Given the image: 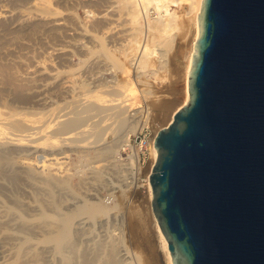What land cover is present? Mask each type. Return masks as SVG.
Returning <instances> with one entry per match:
<instances>
[{
	"label": "bare ground",
	"instance_id": "1",
	"mask_svg": "<svg viewBox=\"0 0 264 264\" xmlns=\"http://www.w3.org/2000/svg\"><path fill=\"white\" fill-rule=\"evenodd\" d=\"M10 1H12V3L10 2L12 8L10 7L11 9L8 12L11 16L12 27L21 31L27 29L28 32H31L39 25L44 31L41 35H44V33L47 35L46 41H48V37L51 39L52 35L57 41L52 43L49 39L52 43L50 45L47 42L51 51L49 50L45 55L46 63L43 62L42 66H37L31 72L35 78L42 76L41 82L34 84V86L31 85L30 88L29 85L27 88L24 85L23 88L20 84H17L18 82H16V85L13 82L15 75H11L12 73H8L7 70L4 72L0 68V74L4 76L6 83L14 84L13 88H16L17 91L15 97L17 102L28 103L30 106H50L36 111L23 112H12L0 108L1 176L5 174L3 171L5 167L11 166L16 161L27 163L21 164V168H18L20 171L27 168L28 172L37 174L45 165L55 161L56 158H60L58 156L61 153L59 151L61 147L78 150L81 152L80 156L86 159H84L85 161L88 160L86 158L87 150L92 148H95L98 157L105 158L107 155L113 157L117 152V138L120 141L127 140L131 134L143 126H148L153 130L150 158L148 164L142 167L141 170L148 178L157 158L154 138L161 127L154 125L152 112L149 111L148 106L143 108L136 97L139 93L143 94L146 99L159 97L151 90L150 82L142 78L146 75L160 80L161 78L158 77L160 71H167L171 59L176 58L183 66L182 75L179 79L182 83L181 103L172 111L168 123L172 120L174 113L188 102V74L194 43L198 37L197 19L202 0H55V2L54 0H39L40 4L35 3L34 0ZM6 3L4 4L6 5ZM25 5L27 6L24 7ZM78 7L85 9L90 14L92 13L93 22L90 25L83 23L84 21L81 22L76 11ZM151 12L155 14H151ZM90 14L87 15L90 16ZM36 33L34 32V34ZM70 54L79 57L77 69L85 65L88 67L82 74L85 77V82L77 83L79 84L78 88L81 89L78 93L73 92L74 89L72 88L74 86L72 85V93L69 90L71 94L68 93L62 101H59L60 93L64 88H61L63 75L66 73L72 75L75 72V69L69 64L71 63L72 66L75 64L74 66H76L74 62L77 61H74V64L69 62ZM53 56L57 58V62L60 64L56 68L51 67L50 64L51 60L54 59ZM67 63L69 64L67 65ZM60 66L68 67V70H63ZM132 70L137 73V80L135 81L131 78ZM105 72L111 75L110 79L102 77ZM77 73L79 75V72ZM17 75L18 73L16 77ZM74 75L72 76L76 77ZM73 77L70 79H73ZM27 78H25V83V79L22 77L25 84H27ZM35 78L32 79L36 80L37 78ZM17 79L16 81H18ZM73 80L70 81L74 83ZM64 81L66 82L65 79ZM136 81L140 82L143 88L139 89ZM24 83L22 82V84ZM75 87L77 86L75 85ZM169 104V102L163 103L162 108L170 107ZM73 105L77 108H73ZM71 106L73 109L68 110V107ZM65 108H68V111L61 113ZM95 117L105 120H117L116 126L114 125L115 127L110 130L115 135L114 139L107 140V145L99 148L100 145L97 144L99 139L91 138V140L89 137L101 133V128H98L97 125L90 126V124H86L87 121ZM49 128L53 129L49 131ZM45 156L47 159L44 158ZM106 162L108 161L106 160L103 163ZM106 165L108 164L106 163ZM11 171L10 174L7 173L9 171H6L9 182H17V172L14 171L15 173H13V170ZM3 172L4 174H2ZM64 174L65 172L62 170H51L50 178L58 181ZM147 187V198H145L149 201L151 207L153 194L150 181L147 182ZM90 198L85 199L82 204L78 205L73 213L60 217L61 219H57L55 216L41 210L37 216L31 218L17 213L16 220H13L9 216L15 212L14 207L5 208L0 212V264H36L40 260V253L50 249L51 244L55 251L61 254L64 247L71 244V228L75 217L85 215L82 219L86 220L79 223H86L89 220L101 217L107 218L117 211L115 210L119 205L117 201L113 205L107 206L103 204L99 197L92 196ZM18 208L20 207L18 206ZM114 217H119V214L115 213ZM153 219L167 264H173L168 242L155 215H153ZM57 220L60 221L59 224L56 223ZM16 224L21 227L17 228L20 232L32 229L43 233L44 230H47V234L33 240L28 235L14 231L12 225ZM121 232L122 229L119 227V233ZM102 244L103 242L100 245ZM116 245L117 242L112 241L107 252L106 261L103 260L105 262L102 261L103 263L100 264L115 262L116 254L122 251L123 253L119 255L122 260L132 258L131 256L136 258L135 263L128 261L125 264H144L137 252H133L124 245H122V251H119ZM103 247L101 246V248ZM73 251L71 252L74 253ZM81 255L83 256V254ZM44 257L46 260V256ZM88 257L85 255L83 260L81 257L82 262L80 264H90L94 261V258ZM43 259L41 257V261ZM63 261L68 264L70 259L63 256ZM116 262L115 264H117ZM145 264L154 263L145 261Z\"/></svg>",
	"mask_w": 264,
	"mask_h": 264
},
{
	"label": "water",
	"instance_id": "2",
	"mask_svg": "<svg viewBox=\"0 0 264 264\" xmlns=\"http://www.w3.org/2000/svg\"><path fill=\"white\" fill-rule=\"evenodd\" d=\"M197 20L151 208L173 264H264V0H202Z\"/></svg>",
	"mask_w": 264,
	"mask_h": 264
},
{
	"label": "rangeland",
	"instance_id": "3",
	"mask_svg": "<svg viewBox=\"0 0 264 264\" xmlns=\"http://www.w3.org/2000/svg\"><path fill=\"white\" fill-rule=\"evenodd\" d=\"M3 1L4 0L0 1V9L2 10H0V21L3 19V22H0V68L1 70L3 69L4 72L5 70H7L8 73H12L11 75H15L13 81L15 84L16 82H18L17 84H20L21 87L26 85L27 88L29 85L30 88L31 85L34 86V84L40 83V79L42 77L37 76V79L39 77V79L37 80L34 76H32L31 72L33 71V69L37 68V66H40L41 64L43 65V62H45L46 59L45 55H47V52L50 50L49 45L55 43L57 39L53 37L54 35H52L51 39L48 37V41H46L47 35L45 33L44 35H41L44 31L41 27H39V25L36 27L37 30L35 29L31 32L29 31L30 33L27 31V29L21 31L12 27L11 16H9L10 13L8 12V10L12 8V5L10 4V2L12 3V1ZM34 2L40 4L39 0H34ZM4 3H6V5ZM26 6L27 5H25L24 7ZM76 11L81 22L84 21L83 23H86L87 25H90V23L93 22L92 13L90 14V12H87L85 11V9H81L79 7ZM87 14H90V16H88ZM6 21L11 23L9 24ZM6 23L8 24V26ZM10 25L11 27H9ZM19 31H21L22 33ZM34 32H37L38 34H34ZM23 33H25L26 35H21ZM27 33L30 35H28ZM49 39L52 43H50ZM47 42L49 45L47 44ZM43 44H46V48ZM70 55L71 56H69V58L71 57L70 59H72V61H70L69 59V62H72V64L76 63V66H74V64L73 67L71 63H67V65L69 64L72 68L75 69V72L73 71L75 75L73 73L72 75L76 77H73L70 73H66L63 75V78L66 80V82L62 78L63 85L61 86V88L66 87L67 90L64 88V90L62 89L59 96V101H62L63 97L68 93H72V85L74 87L75 85L77 86L75 87L76 89L74 87L72 89H74V93H78L81 89L78 88L79 84L77 83H80L82 81L85 82V77L82 76V74L85 72V70H87L88 67H86L85 65L82 66V68L77 69L79 57L74 54ZM53 58V60H51V62H53H50V64L52 65L51 67L56 68L60 64L59 62H57V58H55V56H53ZM4 66L8 69H6ZM63 67L64 66H60L61 69L68 70V67ZM182 67V64L178 62V59H171V61L169 62L168 70H161L158 74V77H160L162 80H156L153 79L152 76L150 77L146 75H144L142 78L143 80L146 79L148 82H150L151 90L154 92V94L159 95V97L146 99L143 94L139 93L136 97V100L143 106V108L148 106L147 108H149V111L152 112L151 115L153 118V123L156 127H163L167 125L172 111L181 103L182 83L179 81V79L182 75ZM11 70L13 71L10 72ZM77 72H79V75ZM17 73V77L20 75L18 79L16 77ZM135 73L136 72L132 70L131 78L133 79V81L137 80V73ZM80 76L83 78H81ZM0 77L3 78H0L1 109L12 112H23L36 111L42 109L43 107H50H45L43 105L30 106V104L28 103H21L20 101L17 102V99L15 98L17 91L15 90L16 88H13L14 84L10 85L6 83L4 76L1 74ZM22 77L23 79L27 77L30 78L29 81V78H27V84H25L26 79L25 83L24 80L22 81ZM72 77L73 79H75H70ZM102 77H107L110 79L111 75L105 72ZM32 78H35L36 80ZM16 79L18 81H16ZM69 79L73 80L76 84H74ZM22 82L24 84H22ZM4 83H6L7 85ZM136 83L139 89L143 88V85L140 82L136 81ZM10 86L12 87V89ZM69 90L71 91V93L69 92ZM165 102H169L170 107L162 108V105ZM75 107L73 105V108ZM68 108H65L66 110L63 109L61 113L73 109L72 106ZM132 111L134 112V110ZM86 124H90V126L97 125L98 128H101V133L96 136L92 135L89 137L90 139H99V143L97 144H99L100 146H98V148L107 145V142L113 140L115 137L113 132L110 131L117 124V120L115 119L105 120L103 118L95 117L87 121ZM50 129L53 128H49V131ZM122 141L117 138V150L119 149ZM65 149L67 150V152ZM59 151L61 152L58 156L60 158H56L55 161L45 165V167H43L37 174L28 172L27 168L21 169V171L19 170L21 168V164H27L26 162L16 161L11 166H8L7 168L5 167V169L7 170L4 169L3 171L5 172V174L4 172L2 173L5 175H2L5 178L2 177L0 173V183H2L0 184L2 186H0V212L7 207H14L15 212L10 214L9 218L16 220L17 213L23 214L24 217L31 218L37 216L38 213L41 212V210H44L49 215H53L57 219H61L60 217H62L63 215L73 213L76 210V207L82 204L85 199H91L90 197L96 196L101 198L103 204L107 206H111L115 201H117L119 207L117 206V208L115 209L117 211L115 213H118L119 217L115 218V213H113L111 214L112 216L110 215L107 218L101 217L95 220H89L86 223H79L86 220L82 219V217H85V215H79L75 217L71 228V244L64 247L61 254L57 253L53 245L51 244L50 249L46 250L47 252L45 251L40 253V260H38L36 264H56V261H58L57 264H66L65 261H63V256L70 259V262L68 264H80L85 255L87 257L89 256L90 258H94V261L96 258L95 263L94 261L91 263L100 264L106 261L107 252L112 241L114 243L117 242L116 248L119 249V251H122V245H124L133 252H137L144 264L145 261H147V263L152 261L154 264H167L162 244L155 228V222L153 219L154 214L149 205V201L146 199L147 189L144 187H127L123 185L122 182H120V173L115 168L113 162L115 154L113 155V157H110L109 155H107V157L105 158L98 157L95 153V148H92L87 150L86 158H88V160L85 161L86 159L84 158V160L80 156L81 152H79L78 150L75 151L74 149L72 150L69 148L61 147ZM44 158L47 159L46 156ZM106 160L108 161L106 163L109 166L106 165V163H103ZM11 170H13V173L17 172V182H9L10 180H8L9 178L7 176V173H12ZM51 170H62L65 172V174L61 177L60 180L55 181L50 178ZM6 171L9 172L6 173ZM18 206L20 208H18ZM120 218L122 219L119 220ZM56 223L59 224L60 221L57 220ZM16 225H12L14 231H19V233L28 235L33 240H36L37 238H40L43 235L47 234V230H44L43 233L32 229L31 230L33 232L31 230L20 232V230L18 229L21 227H19L18 224ZM119 227L122 229L121 233H119ZM102 242L103 244L100 245ZM118 242L120 243L118 244ZM73 245L75 248L72 247ZM101 246L104 247L101 248ZM70 250H74V253H72ZM121 253H123V251ZM121 253L116 254L117 262H115L117 264H125L128 261H132V263L136 262V258L134 256H131L132 258H126L127 260H122V257L119 256ZM81 254H83V256ZM44 256H46V260L49 261H46ZM41 257L42 259L44 258L43 260L46 263L42 262L43 260L41 261ZM115 262H112L111 264H115Z\"/></svg>",
	"mask_w": 264,
	"mask_h": 264
},
{
	"label": "built area",
	"instance_id": "4",
	"mask_svg": "<svg viewBox=\"0 0 264 264\" xmlns=\"http://www.w3.org/2000/svg\"><path fill=\"white\" fill-rule=\"evenodd\" d=\"M151 14H155L151 12ZM152 128L143 126L123 140L114 155V166L120 173V182L127 187H144L148 190L149 177L141 171L150 158Z\"/></svg>",
	"mask_w": 264,
	"mask_h": 264
}]
</instances>
